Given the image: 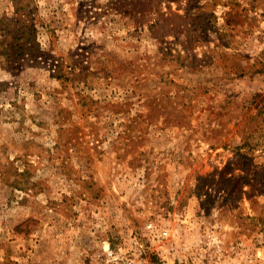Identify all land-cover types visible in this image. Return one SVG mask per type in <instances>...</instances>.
Listing matches in <instances>:
<instances>
[{"label":"rangeland","instance_id":"rangeland-1","mask_svg":"<svg viewBox=\"0 0 264 264\" xmlns=\"http://www.w3.org/2000/svg\"><path fill=\"white\" fill-rule=\"evenodd\" d=\"M0 264H264V0H0Z\"/></svg>","mask_w":264,"mask_h":264},{"label":"built area","instance_id":"built-area-1","mask_svg":"<svg viewBox=\"0 0 264 264\" xmlns=\"http://www.w3.org/2000/svg\"><path fill=\"white\" fill-rule=\"evenodd\" d=\"M147 230L150 233L155 234L156 236H158L160 238H168L170 235V230H168L167 228L159 227L158 225L154 224L153 222H151L147 225ZM107 256L114 258V259H117V256H115V254L111 248L109 250H107Z\"/></svg>","mask_w":264,"mask_h":264},{"label":"trees","instance_id":"trees-1","mask_svg":"<svg viewBox=\"0 0 264 264\" xmlns=\"http://www.w3.org/2000/svg\"><path fill=\"white\" fill-rule=\"evenodd\" d=\"M24 37H25V38H28V34H25V33H24Z\"/></svg>","mask_w":264,"mask_h":264}]
</instances>
